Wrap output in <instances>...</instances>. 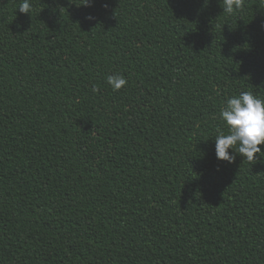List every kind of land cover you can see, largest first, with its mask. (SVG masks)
Instances as JSON below:
<instances>
[{"label": "trees", "instance_id": "obj_1", "mask_svg": "<svg viewBox=\"0 0 264 264\" xmlns=\"http://www.w3.org/2000/svg\"><path fill=\"white\" fill-rule=\"evenodd\" d=\"M21 2L0 0V264H264V153L215 155L227 99L264 100V0Z\"/></svg>", "mask_w": 264, "mask_h": 264}, {"label": "clouds", "instance_id": "obj_2", "mask_svg": "<svg viewBox=\"0 0 264 264\" xmlns=\"http://www.w3.org/2000/svg\"><path fill=\"white\" fill-rule=\"evenodd\" d=\"M222 3L223 12L232 14L243 7L244 0H222ZM31 8L30 0H22L18 10L20 13L30 14ZM107 83L117 91L127 84V80L117 73L108 75ZM95 90L94 88L93 91ZM219 118L226 124L227 133L221 131L215 137V155L218 160L234 162L235 155L229 149L248 161H253L257 154L264 153L259 147L264 144V100L251 91H242L227 99Z\"/></svg>", "mask_w": 264, "mask_h": 264}]
</instances>
